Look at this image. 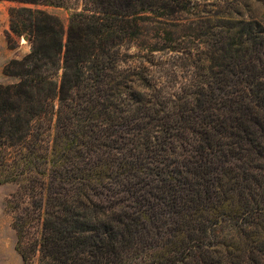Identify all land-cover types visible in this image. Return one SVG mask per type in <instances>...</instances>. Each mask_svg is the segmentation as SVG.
Returning a JSON list of instances; mask_svg holds the SVG:
<instances>
[{
  "label": "trees",
  "instance_id": "obj_1",
  "mask_svg": "<svg viewBox=\"0 0 264 264\" xmlns=\"http://www.w3.org/2000/svg\"><path fill=\"white\" fill-rule=\"evenodd\" d=\"M0 1L9 46L31 44L0 85L24 264H264V0ZM183 15L180 96L149 66Z\"/></svg>",
  "mask_w": 264,
  "mask_h": 264
},
{
  "label": "rangeland",
  "instance_id": "obj_2",
  "mask_svg": "<svg viewBox=\"0 0 264 264\" xmlns=\"http://www.w3.org/2000/svg\"><path fill=\"white\" fill-rule=\"evenodd\" d=\"M213 1L219 3L225 0H208L200 5V11H211L212 9L208 5ZM15 6L13 3L0 1V85H12L19 82V79L16 77L5 75V68L12 60H21L31 51V44L26 38L19 40L15 48H11L7 42V34L10 30L9 13L11 8ZM48 11L60 17L64 24L68 26L72 11L69 9H48ZM176 19L171 24L175 28L166 32L170 42L159 45V49H164L165 52L162 51V53L157 55L159 58L154 66H149V69L152 71V76H154L151 77L157 83L168 84L173 89L170 90V92L172 91L171 93H180V96H182L183 91L180 90L179 92V88L185 87V85L197 79L193 77V69L190 68L192 61L196 60L193 59L191 62L186 60L176 62L177 59L174 53L171 52L172 49L179 50L180 48L189 46L179 43L193 35L192 28L195 27V22L189 20V17L185 15ZM174 42L178 43L175 44ZM155 43L156 39L151 34L148 39L149 47H154ZM17 189L18 186L16 184H0V264H24L16 250L18 238L13 228V215L8 208V200L17 192ZM232 234L233 231L228 226H225L223 231L219 232V235L223 237H228ZM35 264H38L37 260ZM134 264H149V260L147 258L144 260L140 259Z\"/></svg>",
  "mask_w": 264,
  "mask_h": 264
}]
</instances>
